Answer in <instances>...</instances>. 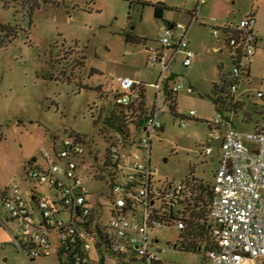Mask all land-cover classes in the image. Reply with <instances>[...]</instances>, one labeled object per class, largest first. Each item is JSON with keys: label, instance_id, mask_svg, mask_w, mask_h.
Listing matches in <instances>:
<instances>
[{"label": "rangeland", "instance_id": "1", "mask_svg": "<svg viewBox=\"0 0 264 264\" xmlns=\"http://www.w3.org/2000/svg\"><path fill=\"white\" fill-rule=\"evenodd\" d=\"M158 3L165 6L162 18L154 15L153 6ZM5 7L0 4V24L16 25L20 30L11 44L0 47V264H29L14 246L13 236L20 231L6 215L1 195L12 184H18L26 195V189L32 187L23 182L24 172L32 162L34 166L43 164L42 154L50 151L55 141L71 134L82 136L89 153L80 165V176L93 196L104 190L105 180L94 178V174L106 159L104 138L113 134L110 112L119 89L118 79L139 81L148 108L156 100L151 84L160 78L172 76L178 85L193 89L192 93L178 92L177 116L170 113L159 95L163 130L152 139L150 164L156 168L152 187L158 193L163 184H180L186 179L210 186L218 151L211 145V155L205 154L209 145L204 121L215 114L207 97L219 81L220 61L225 71L230 69L216 50L218 41L212 27L225 23L236 26L252 12L256 30L263 34L264 0H96L93 4L75 0L68 8L41 5L31 20L15 3ZM191 15L195 19L189 25ZM177 24L188 27L189 49L195 53L191 65H182L184 52L173 55L168 48L162 49L168 62L166 69L162 63L149 62L150 51L161 50L163 31ZM178 33L175 31V37ZM260 89L264 90V42L259 44L250 66L249 81L241 80L239 86L251 113L255 106L264 109V99L254 98ZM257 118L264 123V114ZM131 133L135 134L132 129ZM143 136L144 131L136 135ZM130 152L142 154L134 148ZM43 189L38 187L39 191ZM109 218L106 211L104 221ZM155 232L159 243L154 250L163 264H206L204 246L197 251L181 250L183 232L172 227ZM89 256V264H121L111 253L99 256L94 248ZM31 264L60 263L53 252Z\"/></svg>", "mask_w": 264, "mask_h": 264}, {"label": "built area", "instance_id": "2", "mask_svg": "<svg viewBox=\"0 0 264 264\" xmlns=\"http://www.w3.org/2000/svg\"><path fill=\"white\" fill-rule=\"evenodd\" d=\"M255 25L251 12L236 26L226 24L212 30V35L221 37L229 50L232 95L238 91L243 69L253 61L257 42L264 40V33L258 34ZM187 34L188 28L177 24L166 28L159 40L162 48L175 47L176 52H184V67L195 58L188 48ZM150 52L149 62H161L166 69L159 51ZM163 81L160 78L151 84L157 94ZM118 83L115 104L129 106L133 90L142 85L130 78L118 79ZM182 90L193 92L191 87L178 84L169 88L175 94ZM255 96L264 99V91ZM158 102L156 96L151 112L140 124L137 118L126 117L122 133L112 131L104 138L106 159L94 178L105 180L106 186L96 196L80 176L88 145L82 136L72 134L55 141L52 149L42 154L43 164L34 166L32 162L24 172L23 182L32 187L26 189V195L18 184L2 193L1 205L20 231L13 236L14 246L29 264L49 257L53 244L60 264H89L92 248L100 256L111 253L123 264L129 255L143 264H162L154 250L159 241L155 230L186 229L187 196L183 183H165L158 193L153 192L156 168L150 164L151 145L154 134L162 128ZM206 125L208 140L218 144L217 167L210 184L206 264H264V130H238L221 112H216ZM130 126L143 128L146 136L131 137ZM133 148L142 154L131 153ZM211 150L207 146L205 154H211ZM38 187L44 189L39 191ZM51 191L52 195L47 194ZM106 211L110 214L108 221H104Z\"/></svg>", "mask_w": 264, "mask_h": 264}, {"label": "trees", "instance_id": "3", "mask_svg": "<svg viewBox=\"0 0 264 264\" xmlns=\"http://www.w3.org/2000/svg\"><path fill=\"white\" fill-rule=\"evenodd\" d=\"M10 3H15L17 6L22 9L23 14L31 20L32 15L36 10H38L41 5H54L57 7L68 8L69 4H74L75 0H8ZM96 0H89V3L93 4ZM6 0H0V4L5 8L10 4ZM154 15L156 18H162L163 10H165V6L158 3L153 6ZM24 16V17H25ZM20 29L15 26H11L9 24H0V47H6L11 44L18 35V31ZM127 41H130L131 38L129 35L126 37ZM247 69H243L242 75L245 73L248 76ZM231 79L229 75L226 76L224 74H220L219 81L214 83L212 89L210 91V95L207 97L208 100L212 103L215 110L217 112H221L223 114L229 115L240 109L241 104L235 99V95H232L229 92V86L231 84ZM137 92V99L140 104H144V94L142 90ZM176 98L177 93H172L167 91L165 94V101L167 103V107L170 113L173 116H177L176 112ZM142 109V108H141ZM135 112L133 110V102L126 107H121L118 105H114V109L110 112L111 118L110 122L112 123V131L117 133H122V124L123 120L126 117L132 118L135 117ZM131 113V114H129ZM264 114V112H262ZM137 119L140 124L142 119L140 115ZM116 124V125H114ZM186 187V206L184 207L187 212L186 221V229L183 232L184 241L181 242V250L189 252V251H197L201 246L207 248L208 244V236L206 233L207 223H208V212L209 206L212 198L211 190L209 185H204L202 181H197L194 179H186L183 182Z\"/></svg>", "mask_w": 264, "mask_h": 264}, {"label": "crops", "instance_id": "4", "mask_svg": "<svg viewBox=\"0 0 264 264\" xmlns=\"http://www.w3.org/2000/svg\"><path fill=\"white\" fill-rule=\"evenodd\" d=\"M195 18H194V16L193 15H191V20H190V22H189V25L190 24H192V21L194 20ZM226 24H232V23H225L224 25H226ZM224 25H222V26H215V27H218V28H221V27H223ZM174 27V25H169L168 26V28H173ZM215 27H212V30H213V28H215ZM188 28V27H187ZM177 31V30H176ZM255 31L258 33V34H260L257 30H256V25H255ZM179 32V31H178ZM179 34V33H178ZM187 36H188V34H187ZM216 38V40L218 41V48H216V50H218L221 54H222V57H223V59H224V61L226 62V63H228L229 65H230V69L228 70V71H225V69H224V63H223V61H220V64L218 65V68H219V72H220V74L222 73V74H224V75H226V76H228L229 75V73H230V70H231V67H232V63H231V60H230V54H229V50H228V48H227V46H226V44H225V42H224V40L221 38V37H215ZM189 41V40H188ZM261 42H264V40H259L258 42H257V44H256V46H255V52H254V56H253V59H254V57H255V54H256V51H257V49H258V46H259V44L261 43ZM160 48H161V50L160 49H155V50H157V51H159V54H160V57L161 58H163V61L167 64L168 62L164 59V55H163V51H162V49H164V48H162L161 46H160ZM188 48H189V42H188ZM168 49H170L171 51H172V53H173V55H175V53H177L176 52V50H175V47H170V48H168ZM253 62V61H252ZM156 63H161V62H156ZM252 64V63H251ZM251 64L246 68L247 70H246V72H248V76H246L245 75V73L240 77V79H239V82H238V91H237V93L235 94V99L241 104V107H240V109H238L237 111H235V112H233V113H230L228 116L231 118V120H232V123H233V125H239V126H251V130H248V131H255V130H264V123L263 122H261L260 121V119L259 118H257V116H259V117H262V112H264V109L263 110H258L257 108H256V106H255V108H253V114L251 113V111H249V109H247L246 108V105L244 104V102H243V100H242V97H243V93L239 90V86H240V82H241V80H246V81H249V78H250V66H251ZM186 68V67H185ZM225 72V73H224ZM154 83H156V82H154ZM153 84V83H152ZM174 84H177L176 82H175V80L173 79V77L171 76V77H169V78H167V77H165V79H164V81H163V86H162V88H161V90H160V92L157 94V92H156V96L158 97V101L160 100L159 99V95L162 97V100H163V102H164V104L166 105V107H167V103H166V101H165V94L167 93V91H169V88L170 87H172ZM212 89V88H211ZM140 90H142V92H143V94H144V89H143V86H142V88H140ZM193 90V89H192ZM118 90H116L115 91V93L117 92ZM139 91V88H136V89H134L133 90V94H135V98L133 99L132 98V102H133V110L135 111V112H132L131 111V113L132 114H135V117H132V118H138V116L136 117V115H140L141 116V119L142 118H144V116H145V114H149L150 112H151V110H152V108H153V105H154V103H152V105H151V107L150 108H148L147 106H146V104H145V96H144V104L143 105H141L140 104V102H139V100L137 99L138 97H137V92ZM258 91H264L263 89H260V90H257L256 92H258ZM256 92H255V94H256ZM178 94V93H177ZM255 94H254V98H256V96H255ZM155 96V97H156ZM115 97V96H114ZM256 99H258V98H256ZM136 101V102H135ZM135 103V104H134ZM159 103V102H158ZM142 108V109H141ZM168 108V107H167ZM159 109H160V107H159ZM169 110V109H168ZM190 112H192V111H190ZM189 112V113H190ZM217 111L215 110V113H216ZM161 112H159V114H160ZM192 117H194V115L192 116ZM158 118H159V116H158ZM186 117H184V118H182V120H184ZM138 120L139 119H137L136 121L138 122ZM161 122V121H160ZM206 122L207 121H204V123L206 124ZM131 129L134 131V133L135 134H132L131 133ZM163 130V125H162V128H161V130L160 131H162ZM141 131H144L143 130V128H141V129H136L134 126H130L129 128H128V134L132 137H136V135L138 136V133L139 132H141ZM248 131H245V132H248ZM137 133V134H136ZM208 145L209 146H211V145H213L214 147L213 148H215L217 151H218V144L217 143H214V142H210L209 140H208ZM213 148H212V150H211V153H212V151H213ZM209 155H211V154H209ZM157 243H159V241L157 242ZM156 243V244H157ZM155 247V246H154ZM54 252V254L56 255V257L58 258V256H57V252H56V247H55V244H53V246H52V251H51V253H53ZM51 256V255H50ZM49 256V257H50ZM100 256V255H99ZM90 257V256H89ZM90 260H91V257H90ZM130 261H140V260H138V259H136V258H133V257H131L130 255H129V257H128V262H126V263H124V264H130L131 262ZM141 262V261H140ZM162 262V261H161ZM60 263V262H59ZM121 263V262H120ZM97 264H99V263H97ZM121 264H123V263H121ZM163 264V263H162Z\"/></svg>", "mask_w": 264, "mask_h": 264}]
</instances>
